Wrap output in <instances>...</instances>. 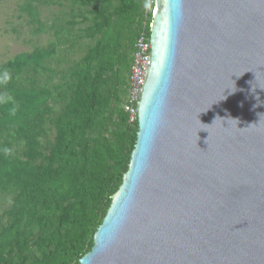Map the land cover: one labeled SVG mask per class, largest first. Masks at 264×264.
Wrapping results in <instances>:
<instances>
[{
	"label": "water",
	"instance_id": "95a60500",
	"mask_svg": "<svg viewBox=\"0 0 264 264\" xmlns=\"http://www.w3.org/2000/svg\"><path fill=\"white\" fill-rule=\"evenodd\" d=\"M127 171L78 264H264V0H153Z\"/></svg>",
	"mask_w": 264,
	"mask_h": 264
},
{
	"label": "trees",
	"instance_id": "16d2710c",
	"mask_svg": "<svg viewBox=\"0 0 264 264\" xmlns=\"http://www.w3.org/2000/svg\"><path fill=\"white\" fill-rule=\"evenodd\" d=\"M30 1L49 39L0 64V264H78L135 144L128 72L153 0Z\"/></svg>",
	"mask_w": 264,
	"mask_h": 264
},
{
	"label": "rangeland",
	"instance_id": "374dc122",
	"mask_svg": "<svg viewBox=\"0 0 264 264\" xmlns=\"http://www.w3.org/2000/svg\"><path fill=\"white\" fill-rule=\"evenodd\" d=\"M27 2H31V6L36 4L30 0H0V64L19 53L45 45L49 39L47 33L38 35L33 32L28 16L21 10ZM150 6V3L145 6L146 12ZM52 11L47 7L41 8L42 20L49 22Z\"/></svg>",
	"mask_w": 264,
	"mask_h": 264
},
{
	"label": "built area",
	"instance_id": "2783aa9c",
	"mask_svg": "<svg viewBox=\"0 0 264 264\" xmlns=\"http://www.w3.org/2000/svg\"><path fill=\"white\" fill-rule=\"evenodd\" d=\"M150 43L149 34L141 32L134 43V51L128 72V88L125 110L130 125L137 122V103L141 95V87L149 67Z\"/></svg>",
	"mask_w": 264,
	"mask_h": 264
}]
</instances>
